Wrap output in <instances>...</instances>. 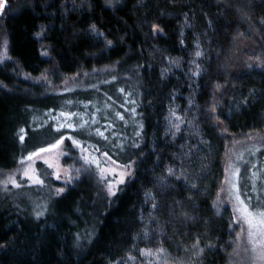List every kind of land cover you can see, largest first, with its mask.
<instances>
[{
  "label": "trees",
  "instance_id": "1",
  "mask_svg": "<svg viewBox=\"0 0 264 264\" xmlns=\"http://www.w3.org/2000/svg\"><path fill=\"white\" fill-rule=\"evenodd\" d=\"M7 4L0 172L68 133V147L136 171L111 207L87 180L40 215L0 195V264H229L232 215L213 207L226 151L213 112L232 135L264 131V0ZM235 39L261 68L235 66ZM108 66L62 91L19 75Z\"/></svg>",
  "mask_w": 264,
  "mask_h": 264
},
{
  "label": "rangeland",
  "instance_id": "2",
  "mask_svg": "<svg viewBox=\"0 0 264 264\" xmlns=\"http://www.w3.org/2000/svg\"><path fill=\"white\" fill-rule=\"evenodd\" d=\"M115 2L117 0H112V3ZM7 6L6 2V6L0 10V68L14 63L9 52V39L3 29V16ZM237 39L233 44L237 55L233 58L235 66L244 72L261 68L263 62L254 51L244 53V50L251 46L250 43H243L242 39L239 41ZM13 66V70H16L15 65ZM111 69L114 67L108 66L101 70L95 69L92 72H80L70 76L57 75L53 70H45L39 76H31L23 71H20L19 75L20 78L33 85L46 86L52 91H62L85 82L93 75L102 74ZM0 87L7 89L2 84ZM216 102H219L218 97H216ZM213 121L226 144L223 178L213 207L217 214L228 209L232 215L234 243L229 264H264V261L260 259L261 253L264 252L260 246L262 238L255 235L249 236L248 226L240 219V214L235 211L239 207L236 200L237 194L241 200L253 208H264V131L249 132L241 136L232 135L220 122L215 111ZM73 124L76 127V122ZM68 129L70 130L69 127ZM70 137L74 136L70 133L64 135L63 143L57 148H51L57 143L55 142L44 148L51 149L50 151L33 156L32 160L24 159L14 170L7 173L0 172V195L10 202L21 204L24 207L29 206L33 211L42 214L53 200L63 197L70 189L87 180L94 184L100 202L105 201L108 207H111L120 188L134 179L135 167L126 170L129 174L124 176L125 182L116 186L117 194L112 196L109 194V184L120 178L123 167L73 143L71 147H68L67 140H71ZM48 164H54L55 167H49ZM57 172L60 173V179L56 178ZM29 177H38L43 183H34V180ZM9 178L14 179L19 187L6 183ZM59 189L63 191L58 194Z\"/></svg>",
  "mask_w": 264,
  "mask_h": 264
},
{
  "label": "snow or ice",
  "instance_id": "3",
  "mask_svg": "<svg viewBox=\"0 0 264 264\" xmlns=\"http://www.w3.org/2000/svg\"><path fill=\"white\" fill-rule=\"evenodd\" d=\"M6 2H7V0H0V10H2L6 6ZM93 30H95L94 25H93ZM153 30L158 31L160 29H158V27L154 26ZM160 31H162V30H160ZM108 44L111 45V41H108ZM197 55H199V53H197ZM121 119H123V117H121ZM67 126L72 127L71 124H69ZM81 128H83V126H81ZM21 131H23V130H21ZM98 134L103 135V133H99V132H98ZM69 139H71V137ZM21 140H23V136H21ZM61 143H63V139L57 141V143L52 145L51 148H57ZM72 143L77 144V146H80L79 142L76 140H72ZM50 150L51 149L42 148L39 150V152L29 155L27 157V159L32 160L33 156H39L40 153L47 152ZM105 155H107V154L105 153ZM85 159L87 161V158H85ZM45 163H47V161H45ZM113 163H115V162L113 161ZM48 166L49 167H55L54 164H48ZM97 166H99V165L97 164ZM122 167H123V171L120 174V178L118 180H116L114 183L109 184V194L112 196H115L117 194V187L116 186L119 184H123L125 182L124 176L129 174V173H127L126 170L128 168H130L131 165H124ZM65 174L67 175V173H65ZM25 175L26 176L28 175L27 171L25 172ZM29 178L33 179L34 183H40V184L43 183V181L39 180L38 177H29ZM56 178L60 179V173L59 172L56 173ZM102 178H103V176H102ZM69 179H70V177H69ZM6 183H12L14 186L19 187V185L16 184L15 180L12 178H9V180ZM62 191H63V189H59L58 194H59V192H62ZM236 200L238 201L239 207H237L235 209V211H237L240 214V219H242L243 222L248 226L249 236L255 235V236L261 237L262 239L260 242V246L262 249H264V208H260V209L253 208L252 206L246 204L244 200H241L240 196L238 194L236 196ZM38 215H40V214L38 213ZM260 259L262 261H264V252L261 253Z\"/></svg>",
  "mask_w": 264,
  "mask_h": 264
}]
</instances>
